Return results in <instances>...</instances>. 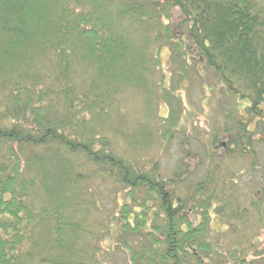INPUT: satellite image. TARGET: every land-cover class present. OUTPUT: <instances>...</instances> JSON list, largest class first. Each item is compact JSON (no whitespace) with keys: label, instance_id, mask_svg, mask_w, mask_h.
<instances>
[{"label":"trees","instance_id":"16d2710c","mask_svg":"<svg viewBox=\"0 0 264 264\" xmlns=\"http://www.w3.org/2000/svg\"><path fill=\"white\" fill-rule=\"evenodd\" d=\"M165 50L182 62L195 51L247 101L224 126L217 157L254 158L264 143L255 137L264 133V0H0V264H119L116 249L98 245L108 237L126 264H211L222 242L212 241L214 216L227 229L239 221L264 229V190L250 207L234 205L217 168L180 196L187 165L164 177L157 161L130 155L154 132L116 126L122 98L140 91L155 117ZM169 111L159 116L165 141L178 131ZM110 199L113 218L100 205ZM258 235L237 238L221 264H264L259 250L254 260L242 247L255 248Z\"/></svg>","mask_w":264,"mask_h":264},{"label":"rangeland","instance_id":"374dc122","mask_svg":"<svg viewBox=\"0 0 264 264\" xmlns=\"http://www.w3.org/2000/svg\"><path fill=\"white\" fill-rule=\"evenodd\" d=\"M174 14V20H178L179 12L175 11ZM184 58V62L178 61L169 50H165L162 54L163 67L158 71L157 81L155 80L154 84L151 83L153 92H157L159 96L155 117H148V119L146 117L148 98L140 91L131 90L122 98L121 122L117 121L116 126L126 134L138 131L139 125H147L154 132L153 141L149 146L145 145L142 148L141 155L133 149L134 152L130 151L131 148L129 152H132L130 154L132 156H139V159L157 161L164 177H173L175 173L180 174L183 171L181 167L187 165L191 178L178 185L180 196L188 197L191 192H194V185L207 181L210 176L217 174V168H219L221 173L217 186L225 191L226 198L231 199L234 205L241 203L243 207H250L253 201L263 197L264 143L260 142L255 146L256 155L254 158L245 159L246 163L233 158H228L224 162L219 161L223 157H220L222 155L220 151L226 148L227 139L224 136L226 124L244 113L243 109L247 101H240L229 92L212 70L202 66V59L195 51L187 50ZM161 87H165L166 90L163 91ZM172 108L176 117L179 118L176 128L178 131L173 138L165 141L162 136H159L163 125V120L159 116L162 118L171 116L169 110ZM254 126L251 125L250 129H254ZM255 137L264 138V133L258 130ZM121 146L128 148L124 143H121ZM208 154L215 158L210 160ZM218 155L220 158L217 157ZM252 160L255 161V166L250 165ZM109 192L111 195L113 188H109ZM101 204L110 218H113L115 213H119L118 209L113 210L114 200L110 199ZM111 222L114 225V221L111 220ZM232 225L227 229L225 221L219 216H214L211 227L212 241L217 243L222 240V242L216 249L211 264H221L223 256L227 255L238 242L237 238L248 239L254 233L259 234L253 242L256 247L249 248L251 245L248 242V244L243 243L242 247L251 250V259H256L253 255L257 250L260 251L261 256H264V229L257 228L254 223L253 231H251V227L240 221L232 222ZM101 228L99 231L104 233L109 231L106 227ZM112 233L115 239L116 228L112 229ZM111 241L108 237L105 243L97 242L104 248L116 249L115 259L121 258L119 264H126L123 252Z\"/></svg>","mask_w":264,"mask_h":264}]
</instances>
